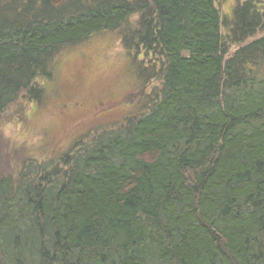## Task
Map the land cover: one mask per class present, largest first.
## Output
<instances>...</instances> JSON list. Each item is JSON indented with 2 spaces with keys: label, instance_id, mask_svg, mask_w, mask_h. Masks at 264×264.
<instances>
[{
  "label": "trees",
  "instance_id": "16d2710c",
  "mask_svg": "<svg viewBox=\"0 0 264 264\" xmlns=\"http://www.w3.org/2000/svg\"><path fill=\"white\" fill-rule=\"evenodd\" d=\"M215 1L0 0V117L101 31L159 82L117 127L0 176V264H264L263 4L236 0L223 35Z\"/></svg>",
  "mask_w": 264,
  "mask_h": 264
},
{
  "label": "rangeland",
  "instance_id": "374dc122",
  "mask_svg": "<svg viewBox=\"0 0 264 264\" xmlns=\"http://www.w3.org/2000/svg\"><path fill=\"white\" fill-rule=\"evenodd\" d=\"M260 1L264 10V0ZM235 2L215 1L224 22L223 35ZM263 32L264 28L246 41ZM235 48L230 46L227 54ZM144 79L122 46L119 30L93 33L63 48L53 61L49 79L39 80L42 91L38 100L20 95L0 117V176H14L25 160H57L91 135L117 127L139 111L136 103L140 97L159 84ZM142 85L145 87L139 91Z\"/></svg>",
  "mask_w": 264,
  "mask_h": 264
}]
</instances>
